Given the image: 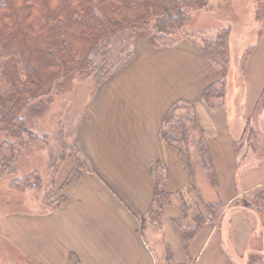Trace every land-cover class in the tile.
I'll use <instances>...</instances> for the list:
<instances>
[{
  "label": "crops",
  "instance_id": "0c3cea01",
  "mask_svg": "<svg viewBox=\"0 0 264 264\" xmlns=\"http://www.w3.org/2000/svg\"><path fill=\"white\" fill-rule=\"evenodd\" d=\"M135 41L134 59L100 87L77 131L94 170L64 186L74 165H61L52 198L63 202L52 213L7 214L0 236L28 264H264V154L244 137L247 124L264 133V30L240 78L229 63L221 105L203 100L222 76L197 45L152 48L146 35ZM179 101L194 105L222 206L187 251L176 202L164 206L154 244L146 238L151 223H140L154 197V164L166 167L167 193L186 190L179 153L161 137L165 115ZM197 186L202 200L216 199L206 181Z\"/></svg>",
  "mask_w": 264,
  "mask_h": 264
},
{
  "label": "trees",
  "instance_id": "16d2710c",
  "mask_svg": "<svg viewBox=\"0 0 264 264\" xmlns=\"http://www.w3.org/2000/svg\"><path fill=\"white\" fill-rule=\"evenodd\" d=\"M210 0H0V178L15 171L17 152L27 142L44 140L32 130L23 110L33 101L48 94L54 82L76 73L81 80L93 79L98 87L129 63L134 55V37L145 31L150 43L158 47L171 35H181L195 42L186 30L190 9L207 10ZM260 15L264 0H255ZM259 15V14H258ZM256 15V17H259ZM229 28L219 29L213 37H201L202 55L220 72L222 78L207 86L203 100L221 105L229 72ZM243 64L241 72H243ZM181 108V109H179ZM180 112H176V110ZM248 127L244 137L252 135ZM162 139L178 151L187 176L186 190L175 194L165 190L166 167L157 162L151 169L155 181L153 201L146 217L160 226L164 206L173 202L182 211L176 224L185 251L206 223L216 221L222 212L217 199V180L210 154L194 113L193 103L179 101L165 115ZM74 167L64 186L73 183L81 172L94 170L84 152L75 144L60 143L58 153L48 163V187L44 190L36 172L15 178L13 191L42 193L43 202L27 195L23 202L42 207L35 213H52L63 198L50 201L54 176L66 157ZM204 174L216 194L215 200H202L196 183V170ZM29 190V191H27ZM36 203H32V201ZM30 203V204H29Z\"/></svg>",
  "mask_w": 264,
  "mask_h": 264
},
{
  "label": "rangeland",
  "instance_id": "374dc122",
  "mask_svg": "<svg viewBox=\"0 0 264 264\" xmlns=\"http://www.w3.org/2000/svg\"><path fill=\"white\" fill-rule=\"evenodd\" d=\"M209 5L210 7L207 10L190 9V19L185 26L186 30L194 36L195 42L176 34L166 38L164 40L166 43L154 47L150 43L147 33L142 31L134 37L132 42L135 55V40L138 35H146L152 48L174 46L182 40H187L198 46L201 37L211 38L219 29L229 28V63H231L233 70L237 68L236 76L240 78L241 73H243L240 71L242 63H244V67L247 56L264 30V13L260 15V11H257L258 7L255 0H210ZM256 15L259 17H256ZM229 73L230 65L228 75ZM111 77L105 79L104 82L95 88L96 83L93 79L81 80L76 73L64 76L54 82L48 94H44L31 102L23 110L22 115L28 126L40 136L46 133L47 137L41 141L27 142L20 148L17 152L15 171L0 178V219L10 213H35L42 209L34 200L32 203L34 202L36 205L33 207L23 202L27 195L39 197L38 202H40L43 197L42 193L36 194L27 190L29 193L22 196V193L11 189V181L36 172L40 176L43 189L45 190L48 187L49 179L47 174L50 157L58 153V146L61 142L68 147L75 144L81 149L76 136L84 111L94 99L100 87ZM176 112H180V110L177 109ZM252 132V135L247 134L245 139L249 140L248 144L254 147L255 154L262 156L264 154V133L263 131ZM245 145L247 144L245 143ZM256 145L257 147H255ZM246 149L247 147H244V145L241 146V153L243 154ZM69 161H72V165H74L73 158L66 153L61 165L65 163L64 167H66V163H69ZM60 167L53 177L54 185ZM204 181V174L197 169L196 183L200 185ZM52 194L50 201H52ZM145 227H147V241L154 244V236L157 233L156 225L151 223V226L146 225ZM16 253L18 252L6 244L5 240L0 236V264H28Z\"/></svg>",
  "mask_w": 264,
  "mask_h": 264
}]
</instances>
